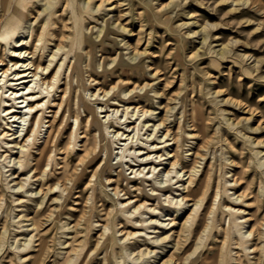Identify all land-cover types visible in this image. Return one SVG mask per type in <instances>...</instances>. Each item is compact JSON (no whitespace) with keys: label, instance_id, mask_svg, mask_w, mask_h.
<instances>
[{"label":"rangeland","instance_id":"374dc122","mask_svg":"<svg viewBox=\"0 0 264 264\" xmlns=\"http://www.w3.org/2000/svg\"><path fill=\"white\" fill-rule=\"evenodd\" d=\"M15 5H17V11H13ZM9 6L5 9L0 6V25L7 20L11 30L10 44H6L0 38V58L3 59V64L0 66H10L12 61L17 60L11 55V49L17 48L11 47L15 40L24 38L27 40L24 44L25 48L32 49L28 46L30 29L44 23L49 12L60 15L61 22L66 24V32L70 34V37L65 39L66 45L58 52L76 46V51L79 53V63L74 61L75 75L70 80L71 106L83 112L80 98L86 96L88 98L89 93L94 92L95 87L99 85L109 88L116 80L125 82L127 86L121 92L125 95L127 89L133 85L145 83L144 87H135L134 100L139 99L144 103L150 109L145 118L149 119L151 124L156 122L154 129L156 136L152 133L151 137H154L148 140L156 142L164 139L166 135L163 132L168 127L176 141L165 145V148L158 149V153H163L161 157L166 155L167 149L174 150L185 169H189L194 164L193 173L208 170L212 177V193L206 206L211 205V209H215L217 199L213 198V194L218 191L220 192L218 208L223 209L226 214L220 221L215 222L217 227L220 225L227 227L229 213L224 209L223 204H231L229 200L239 201L235 199L236 195L241 191L244 192L243 201L239 205L241 230L247 231L246 236L255 238L256 234L250 232V228L252 220L257 219L262 222L261 239L255 240L257 253L253 251L245 255L240 247H234V238L230 246L234 256L243 263H254L258 255L263 257L264 0H10ZM52 46L53 41H50L48 48L43 50L40 59L42 65L47 62L46 59L49 57L47 53L55 49L53 47L52 50ZM41 51L42 49L36 48L35 55L40 54ZM90 56L95 61L93 67L88 64ZM72 60L73 57L70 62ZM102 60L105 66L103 69ZM79 67L83 75L82 80L79 76ZM11 70L13 66L7 72ZM89 73L97 79L96 82L90 80ZM12 74L6 75L7 86L2 87L3 90L7 87H10V90L16 88L15 84L9 82L13 77ZM61 81L68 80L63 78ZM89 82L91 85L89 90L84 89L83 86ZM61 87L66 86L61 83ZM144 91L146 95L141 97L140 94ZM51 92H53L51 98L57 100L60 98L58 88ZM96 110L99 109L96 108ZM109 111L111 114V110H108V114ZM47 112L45 111L44 114H49ZM49 117L50 115H47V118ZM70 118L68 126L61 132L64 140L69 137L74 124L73 117ZM27 120L28 118L22 128L23 132L26 127L29 130L33 119L29 124ZM133 123L136 124L137 121ZM0 124L3 125L4 120L0 119ZM13 126H16V122ZM45 127L44 122L40 136L44 135ZM150 128L152 126L148 125L147 129L139 130V136L143 141L146 140V134L152 132L153 129L148 130ZM144 131L145 133L142 134ZM170 137L171 135L167 136V142L172 141ZM42 139L43 137H39L36 147L31 149L35 155L41 146ZM166 141L159 142L158 145L162 146L167 143ZM148 142L147 145L138 143L143 146L142 151L150 148ZM0 144L7 145L3 142ZM77 146L78 142L75 147ZM4 148V146L0 148V189L3 194L0 206V243L3 241L0 244V258L4 255L2 264L6 263L7 256L14 261L13 264H18L17 257L15 258L16 255L11 250L16 246L20 248L31 231L15 239L17 222L26 224L22 228L27 226L30 228L31 217L40 216L35 215L33 211L38 203L44 207L42 216L45 215V196L42 198L45 184L42 185V193L38 191L40 181L34 178L36 176L22 179L26 174L33 173L32 168H27L18 177L11 179L13 174L11 173L12 176H10L9 173L18 167L22 157L18 156L16 148L3 151ZM142 154L134 157L135 161L138 162L141 157L146 156L145 153ZM155 154L149 155L150 158L153 157L151 159L155 164L153 173L155 177L144 182L143 187L150 191L152 185H165L171 182L172 188L162 195L168 196L163 201L166 204L173 196L177 199V203L181 197L179 192L182 191V185L186 183L187 173L182 175L181 171V175L177 176L174 171H171L165 175L164 169L170 165L165 159L156 161ZM70 157H74V154L72 153ZM113 158L109 164L115 166L118 156ZM127 158L133 161L129 156ZM106 160L104 148V151L99 154L95 167L100 168ZM149 165L150 163H147L144 169L143 164L134 165L130 173L128 172L131 168L126 169L125 172L132 176L136 168L143 169L142 173L149 168L148 173L151 174L152 167ZM177 168L179 169L180 165H177ZM75 169L76 172L81 171L82 165L78 164ZM115 172V168L109 169L106 176L115 177ZM171 175L173 176L169 179ZM179 178L183 179L174 182ZM88 180L91 181V185H94V192L105 194L107 200L101 205L103 209H100L98 205L95 210H92L90 207L92 188L87 187L81 196L80 203L76 206L81 212L92 213V224L81 220L74 227L75 216H69L67 213L62 215L59 222L67 225L65 230L68 234L65 236H71L75 228L80 231L76 240L72 242L75 247V250L70 253L73 264L81 258L83 264H88L92 255L96 257V261L92 264H162V262L163 264H187L194 254L191 250L196 245H201L203 237L197 243L194 239L186 238L188 224L182 225L186 215L191 211L192 200H182L180 204L172 201L169 207L158 204L156 199L149 200L157 210L152 218L156 222L165 221L163 227H158L157 232L148 233L153 236V241L145 236L131 237L130 235L129 238H124L122 231L129 229L124 223L125 216L134 223H138L143 218L150 219V213L146 212L145 207H140V213L137 210L132 211L134 203L132 198L129 200L130 204L123 207L125 210L116 217L115 227L123 228L122 231L115 232L116 247L105 251L100 247L105 242L109 245L112 243L110 231L113 228V215L122 208L119 207L121 205L119 201L124 202V196L128 194H122L125 188L123 180L120 181V188L123 190H119L118 193H114L111 189L114 184L103 185L98 176H91V172L86 174L85 182ZM102 181L107 182L104 178ZM17 182L23 186L20 187L16 184ZM131 183L136 184V181ZM83 186L84 184L79 188ZM223 188H227L228 191L223 193ZM15 189L22 192L12 196V190L15 191ZM25 189L27 191H24ZM137 191H133L132 194ZM29 193L30 196H35L31 203L14 205L10 202L12 197H26ZM143 199L139 197L136 203H140ZM134 214H136L135 217ZM212 214L213 212H208L207 222ZM217 217L219 218V212ZM170 218L174 220L171 221ZM3 224H6L5 231ZM104 224L108 226V236L103 230ZM51 228L52 231L55 230V227L51 226ZM147 230L151 229L145 228L142 233L145 234L144 231ZM233 234L237 237L236 229L233 231L230 229L229 235ZM222 237V235L217 236L214 240L221 242ZM60 239L70 240L64 236ZM132 240L135 242H131ZM211 245L215 251L216 245L214 243ZM64 250L65 248H57V252L49 253L46 264H56L57 261L55 262L54 259L61 258ZM203 250L204 247L198 249V253L202 254ZM60 251L61 254H59ZM222 252H226V246L223 247ZM42 264H45V259Z\"/></svg>","mask_w":264,"mask_h":264},{"label":"bare ground","instance_id":"6f19581e","mask_svg":"<svg viewBox=\"0 0 264 264\" xmlns=\"http://www.w3.org/2000/svg\"><path fill=\"white\" fill-rule=\"evenodd\" d=\"M9 5L10 0H0V6L2 9H5ZM16 6L17 5L14 6L13 11H17ZM20 15L23 16V14ZM45 18L46 20L44 23L30 29L28 46H31L32 49L25 48L24 44H26L27 40H24V38L15 40V42L13 41L14 44H12L11 47L16 46L17 48L11 49V55L17 58V60L10 61V66H0V119L4 120V124H0V143L3 142L7 144H0V148L4 146L5 148L3 151L16 148L17 153H19L18 156L22 157L18 167L9 173V175L11 173L13 174V176L10 175L12 176L10 178L18 177V175L27 168H32L33 173L31 175L26 174L22 179L26 180L32 176H36L34 178L40 181L38 191H41L42 193V185L45 184V192L42 196V198L45 196V215L42 216L44 207H41L38 203L34 206L33 211L35 212V215L40 216L31 217L32 221L30 228H28V226L22 228V226L26 224H22L19 221L17 222V229L14 234V237L16 235L17 237H15V239L21 238L23 233L31 231L29 237L27 236L28 239L25 240L20 248L16 246V248L11 250L13 254L16 255L15 258L17 257V263L42 264L45 259L46 264L49 253L57 252V248H65L63 256L54 259V261H57L56 264H73L70 253L75 250V247L72 245V242L73 240H76L80 231L75 228V231L71 236H65L68 234L65 230L67 225L59 222L62 215L67 213L69 216H75V221L73 223L74 227L80 223L81 220L88 222L91 225L92 213L90 212L87 214L81 212L76 206L80 203L82 194L87 187L92 188L90 196V207L92 210H95L98 205L101 207L100 209H103L104 207L101 205L107 200L105 194H96L94 192V185H91L90 180L85 182L86 174L88 172H91V176H98L100 183L103 185L114 184L111 187L114 193L123 190V188H120V181L123 180L125 188L122 194H128V196H124V202L123 200L119 201L121 205L118 203V206L120 205L119 207L122 208L118 209L113 215V228L110 231L113 240L112 243L109 245L108 242H105L100 248H104V250L107 251L108 248L114 249L116 247L117 242L114 239L115 232L117 230H123V228L118 229L115 227L116 217L125 210L123 207L129 205V200L132 198V202H134L132 205V211L137 210V212L140 213V207H145L146 212L150 213V219L143 218L138 223H134L125 216L124 223L129 229L122 231L121 234L124 235L123 237L126 239L129 238L130 235L131 237L145 236L153 241V236L148 233L157 232V228L163 227L165 221L163 223L156 222V220L152 218V216L157 213V210L156 206H152V203L149 202V200L156 199L158 204H162L166 207H169L172 201L173 203H176L177 201L173 196H171L170 199L168 198V203L165 204L163 201L165 197L168 196H166L167 194L165 196L162 195L172 188L171 182L165 185H152L150 191L145 190L143 187L144 182L155 177L153 176L155 164L151 159L153 157L150 158L149 155L150 153H156L154 156L156 161L165 159L170 165L168 168L164 169V172L166 173L165 175H168L171 171H174L177 176L181 175L180 173L182 172V175L187 173L185 178L186 183H181V185L183 184L181 188L182 191L179 192L181 197L176 204L182 203V200H192L191 206H193L191 211L186 215L182 225L185 226L186 223L188 224V236L186 238L194 239L195 243H197L203 237L201 245H196L191 250L194 254H192L187 264H232L233 262H236V264H264V251L263 257L262 255H258L254 263H243L238 257L234 256L232 246H230L232 239L234 238V247H240L245 255H247L248 252L253 251L257 253L255 240L261 239L260 227L262 222H259L257 219L252 220L250 228V232H255V238H253V236H246L245 233L247 231L241 230L242 220H239L241 207L239 205L243 201L242 196L244 195V192L241 191L236 195L235 199H239V201L229 200L231 204H223L225 207L224 209L229 213L227 227H221V225L217 227L215 222L220 221L221 217L226 214H224L223 209L218 208L220 198V192L218 191L213 194V198L217 199L215 209H211V205H208V207L206 206L212 193V177L208 170L205 169L198 173H193L195 167L194 164L189 169H185L181 165L179 155L174 150L167 149L165 152L166 155L161 157L163 153H158V149L160 147L165 148V145L175 143L176 141L174 134H172L168 127H166L163 132V134L166 135L164 139H161L162 137L160 136L161 140L156 142H154V140H148L149 138L151 139L156 136V133H154L156 122L151 124L149 119L145 118L146 113L149 112L150 109L139 99L134 100V96L136 95L135 87H144L146 85L145 83L142 85L139 83L133 85L131 88L127 89V94L125 95L121 94L122 90L127 86L125 82L116 80L109 88L99 85L95 87L94 92L91 91L89 93L88 98L87 96L80 98V105L82 106L83 112H79L71 106L70 95L72 86L70 80L73 75H75L74 61L79 63V53L76 51V46L58 52V50L66 45L65 39L70 37V34L66 32V24L61 22L62 17L60 15H55L54 13L49 12ZM10 32L9 24L7 20H5L0 25V38L4 40L6 44L11 43L9 39ZM50 41H53L51 49L53 47L55 49H52L53 51L48 50L49 52L47 55L49 57L46 59L47 62L42 65L40 60L41 55L44 52L43 50L48 48ZM36 48L42 49L40 54L38 53L35 55ZM71 57H73V60L70 62ZM101 62L103 63V69L105 68L104 60ZM94 63L95 61L93 57L90 56L88 64L93 67ZM2 64L3 59L0 58V65ZM12 66L13 70L7 72ZM67 69L68 71L66 72ZM79 72V76L82 80L83 75L80 67ZM8 73H13V77L10 78L9 82L15 84L16 88L10 90V87H7L3 90L2 87L7 86L5 82H7L8 79L5 77ZM88 77L92 81H97L95 77H92L91 73L88 74ZM63 78L68 81H61ZM75 80L78 82V79L75 78ZM61 83H64L67 88L61 87ZM83 87L84 89L89 90L91 87L90 82ZM57 88L60 91L58 94L60 95V98H58V100L51 98V95L53 94L51 91H56ZM7 91L9 92L7 93ZM145 95L146 91L140 94L141 97ZM119 106L121 107L119 108ZM96 108L99 110H96ZM108 110H111V114L109 111L110 115L108 114ZM119 110L121 113L118 112ZM45 111H48L47 113L49 114H44ZM47 115H50V117L47 118ZM70 117H73L74 120L72 121L74 124L69 133V137L64 140L61 136V132L68 126ZM27 118L28 124L31 123V120L33 119L32 124L29 130L26 127L23 132L22 128L25 125L24 123ZM71 119L72 118H70V120ZM134 121H137V123L134 124ZM15 122L16 126H13ZM44 122L46 123L44 135L40 136L42 131L41 127ZM148 125L152 126V128L148 130H153L146 134V140L143 141L139 136V130L142 128L147 129ZM144 133L145 131L142 132V134ZM152 133H154V136L151 137ZM168 135H171V142L166 141ZM39 137H43V139L41 146L38 148L35 155L31 149L36 147ZM165 141L167 143L162 146L158 145L159 142ZM77 142L78 146L75 147ZM147 142L148 147L150 148L142 151L141 147L143 146L138 143L146 144ZM70 144L71 146H69ZM104 148L106 149L107 160L100 168H97V166L95 167V164L100 152L104 151ZM117 148H120V151ZM126 151H128V153ZM72 153L74 154V157H70ZM142 153H145L146 156L141 157L138 162L135 161L134 157H137L138 155L141 156ZM117 156L118 159L116 160L115 166L109 164L111 159ZM127 156L133 161H129ZM147 163H150L149 167H152V163L154 164L151 169V174L148 173L149 168L142 173L144 169L143 167H145ZM78 164L82 165V169L81 171L76 172L75 168ZM141 164H143L142 170L136 168L132 176L126 174V169L131 168L128 172L130 173L134 169V165L139 166ZM125 165H127L126 168ZM177 165H180L179 169L177 168ZM114 168L116 169V176H106V173H109V169ZM44 173L45 177H43ZM172 176L173 175H171L169 179H171ZM103 178L107 182H103ZM181 179L183 178L176 179L174 182ZM132 181H136V184L131 183ZM16 184L20 187L23 186L21 183L19 184V182ZM82 184H84V186L80 189L79 187ZM6 185L9 186L8 182H6ZM135 190H138L137 193L132 194ZM24 191H27V189ZM226 191H228L227 188H223V193ZM21 192L22 190L15 189V191L12 190L11 194L14 196V194H20ZM227 195L229 196V194ZM34 197L35 196H30L29 193L26 197H12L10 202L14 205H24L28 202L31 203V201L34 200ZM139 197H143L144 199L140 203H136ZM2 198L3 194L0 189V206ZM208 212H213V214L211 219L207 222L206 218ZM218 212L219 218L217 217ZM135 216L136 214H134V217ZM170 220L173 221L174 219L170 218ZM199 224L201 225L200 227ZM51 226L55 227L54 231H52ZM44 227L45 230H43ZM145 228H150L151 230L144 231L145 234H143L142 230ZM5 229L6 224H3V230L5 231ZM107 229L108 226L104 224L103 230L108 236ZM230 229L232 231L233 229H236L237 237L235 234H233L234 236L229 235ZM221 235L223 236L221 242L214 240L217 236ZM62 236L69 238L70 240L62 241L60 239ZM3 238L4 237H2V240H4ZM131 242L134 243L135 240H132ZM1 243H3V241H1ZM211 243L216 245L215 251H213L214 247ZM224 246H226L225 253L222 252ZM203 247L204 250L202 254H199L198 249ZM209 252H211V254H209ZM59 254H61V251ZM3 257L4 255L0 258V264L4 262V260H2ZM93 261H96V257L92 255L90 256L88 264H92ZM5 262L6 263L4 264H13L14 261L7 256ZM76 264H83V259H79Z\"/></svg>","mask_w":264,"mask_h":264}]
</instances>
